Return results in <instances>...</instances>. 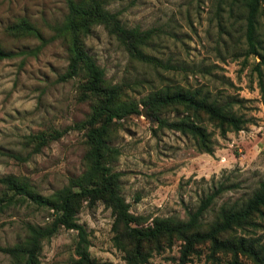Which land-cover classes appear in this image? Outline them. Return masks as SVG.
I'll return each mask as SVG.
<instances>
[{"label": "rangeland", "instance_id": "1", "mask_svg": "<svg viewBox=\"0 0 264 264\" xmlns=\"http://www.w3.org/2000/svg\"><path fill=\"white\" fill-rule=\"evenodd\" d=\"M214 5L215 0H107L105 9L116 14L123 27L152 31L142 48L148 63L130 57L100 25L82 39L105 82L120 87L121 100L140 111L115 122L108 145L118 151L110 167L119 174L120 194L129 212L145 219L142 227H150L155 218L184 222L202 199L220 188L201 216L205 228L221 205L244 201L264 181V98L249 71L253 60L241 66L239 23L225 13L217 15ZM66 14V0H0V47L14 54L0 60V178L12 176L41 198H49L85 170L87 146L81 125L93 101L80 89L81 76L58 80L68 58L66 40L57 32ZM21 21L41 40L15 33L12 28ZM164 87L221 101L240 100L237 111L256 121L224 136L200 123L212 149L210 155L201 153L189 135L158 127L142 108L144 97ZM157 116L171 123L186 113L166 110ZM39 134L45 142L37 149L30 136ZM0 198L1 247L23 242L27 226L51 225L52 210L2 184ZM75 218L90 260L127 264L125 253L113 242L108 209L100 202L91 207L83 202ZM256 222L245 236L264 238V219ZM78 240L75 230L58 228L41 242L37 264H73ZM181 245L172 240L137 264H253L241 255L212 252L206 242L195 244L182 259ZM0 264L13 261L0 254Z\"/></svg>", "mask_w": 264, "mask_h": 264}, {"label": "trees", "instance_id": "2", "mask_svg": "<svg viewBox=\"0 0 264 264\" xmlns=\"http://www.w3.org/2000/svg\"><path fill=\"white\" fill-rule=\"evenodd\" d=\"M106 2L107 0H66L67 14L61 29L57 30L66 40L68 54L66 69L58 80L66 81L81 76L83 82L80 89L93 101L91 113L81 125L85 129L87 146L83 157L85 170L80 176L69 179L67 186L55 191L49 198L33 195L27 184L12 176L0 178V184L7 190L52 210L54 217L49 227L27 226V235L23 242L0 246V254L8 256L13 264H37L41 242L49 239L62 227L77 232L79 240L75 252L78 258L73 264H103L89 259L84 232L75 223V216L83 202L87 207L100 202L111 214L113 242L125 253L127 264L141 263L150 252L159 251L172 240L182 243V259L195 244L206 242L212 252L241 255L253 264H264V238L245 236L247 229L257 226L256 220L264 219V181L244 201L221 205L215 219L205 228L200 223L201 216L220 193V188L202 199L184 222L155 218L152 219L150 227H142L145 219L129 212L130 206L119 191V174L110 167L118 151L108 145V138L116 121L131 113L139 114L140 111L135 105H126L121 100L120 87L110 86L105 82L103 71L84 51L82 39L91 27L100 25L115 37L130 57L148 63L150 59L143 53L142 48L151 39L152 31L126 29L119 23L116 14L105 9ZM263 6L264 0H215L214 5L217 15L225 13L233 23H239L243 47L238 56L242 57V68L248 65L249 59L253 60L249 71L255 78L260 98H264ZM12 30L19 34H31L41 40L38 32L24 21ZM13 56V53L5 52L0 47V60ZM140 104L158 127L189 135L195 142L197 151L209 155L212 152L211 142L200 123L210 124L220 136H224L228 132H239L256 121L254 117H246L237 111L241 107L240 100L221 101L204 94L198 96L181 88L157 89L144 97ZM166 110L184 112L186 116L167 123L157 116ZM55 135L58 137L59 133ZM30 137L36 142L37 149L45 142V137L41 134ZM2 206L0 198V209Z\"/></svg>", "mask_w": 264, "mask_h": 264}]
</instances>
